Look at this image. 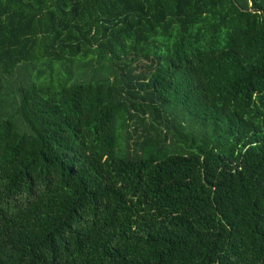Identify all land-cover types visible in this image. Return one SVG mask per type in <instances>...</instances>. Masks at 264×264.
<instances>
[{"label": "trees", "instance_id": "trees-1", "mask_svg": "<svg viewBox=\"0 0 264 264\" xmlns=\"http://www.w3.org/2000/svg\"><path fill=\"white\" fill-rule=\"evenodd\" d=\"M0 264H264V0H0Z\"/></svg>", "mask_w": 264, "mask_h": 264}, {"label": "rangeland", "instance_id": "rangeland-1", "mask_svg": "<svg viewBox=\"0 0 264 264\" xmlns=\"http://www.w3.org/2000/svg\"><path fill=\"white\" fill-rule=\"evenodd\" d=\"M22 74V73H21ZM22 77V76H21ZM10 79L5 80V86H8L10 84Z\"/></svg>", "mask_w": 264, "mask_h": 264}]
</instances>
